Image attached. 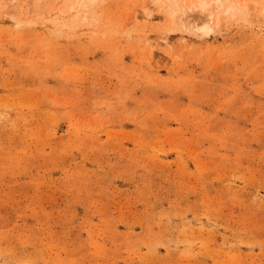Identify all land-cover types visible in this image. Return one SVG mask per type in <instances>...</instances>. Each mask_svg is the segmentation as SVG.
Masks as SVG:
<instances>
[{
  "label": "rangeland",
  "instance_id": "obj_1",
  "mask_svg": "<svg viewBox=\"0 0 264 264\" xmlns=\"http://www.w3.org/2000/svg\"><path fill=\"white\" fill-rule=\"evenodd\" d=\"M0 264H264V0H0Z\"/></svg>",
  "mask_w": 264,
  "mask_h": 264
},
{
  "label": "bare ground",
  "instance_id": "obj_2",
  "mask_svg": "<svg viewBox=\"0 0 264 264\" xmlns=\"http://www.w3.org/2000/svg\"><path fill=\"white\" fill-rule=\"evenodd\" d=\"M199 8L202 9V10H207V7L203 4H199Z\"/></svg>",
  "mask_w": 264,
  "mask_h": 264
}]
</instances>
